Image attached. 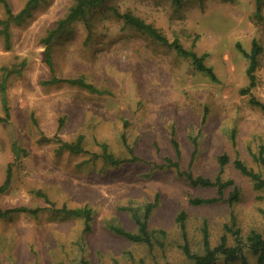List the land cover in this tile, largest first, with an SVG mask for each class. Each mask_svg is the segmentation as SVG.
Returning a JSON list of instances; mask_svg holds the SVG:
<instances>
[{
  "label": "rangeland",
  "instance_id": "obj_1",
  "mask_svg": "<svg viewBox=\"0 0 264 264\" xmlns=\"http://www.w3.org/2000/svg\"><path fill=\"white\" fill-rule=\"evenodd\" d=\"M6 1L17 13L28 0ZM74 2L39 0L20 21L8 19L0 2V185L11 175L0 206L37 209L0 217V264H194L181 249L182 210L194 252L202 250L203 224L212 246L223 234L235 244L232 223L244 243L250 231L264 230V188L255 189L233 163L239 158L264 177L257 159L264 109L250 102L264 103V0L259 10L257 0H106L53 34L49 65L45 39ZM110 7L204 54L217 79ZM253 39L261 46L255 82L242 93L249 58L237 43L249 52ZM80 77L96 90L63 81ZM80 135L81 151L61 148V140ZM103 144L118 163L104 158ZM188 172L234 184L221 200L193 205L190 198L219 193L191 183ZM234 187L238 198L229 203ZM149 203L148 229L164 231L152 249L109 229L116 223L135 232L127 207L142 216ZM62 206L89 207L90 229L83 218L53 209ZM242 252L257 264L246 244Z\"/></svg>",
  "mask_w": 264,
  "mask_h": 264
},
{
  "label": "trees",
  "instance_id": "obj_2",
  "mask_svg": "<svg viewBox=\"0 0 264 264\" xmlns=\"http://www.w3.org/2000/svg\"><path fill=\"white\" fill-rule=\"evenodd\" d=\"M39 0H28L24 7L21 8L17 13H14L11 8L8 5V2L6 0H0L5 6V10L7 13L8 19H14L16 21L22 20L25 15H27L29 9L31 6L35 5ZM177 5H179L182 0H173ZM260 2L261 0H257V7L256 10H259L260 8ZM106 0H75L74 4L70 7L68 13L65 17L60 19L58 21L57 26L50 31V33L46 37V52L47 57L46 61L50 65L51 59L48 53L49 50V41L52 38L53 34L63 28L66 24L76 20V19H82L86 18L87 13L95 8L101 7L105 5ZM115 13H117L118 16L123 18L126 23L134 26L135 28L142 30L154 38L160 40L161 42L167 43L174 47V49L177 51L178 54L190 57L194 66L200 70L205 72L210 78L213 80H216L217 77L213 71V68L209 65H207L204 62V54L198 55L195 51L186 49L182 46V44L179 43L177 39H173L171 42L168 41V39L152 24L145 22L141 17L126 11V12H118L114 7H110ZM238 48L243 51V53L249 58V65L247 67V74L250 80V84L246 88H242V93H247L250 91V87L254 85L255 82V76H254V70L257 66V56L259 52L261 51V46L257 43L255 39L252 40L251 50L249 52L244 51L240 44L237 43ZM62 80V79H54V81ZM63 81L74 83L78 85H82L84 87H87L89 90H96L95 87L89 83H86L85 80L80 78H69L64 79ZM5 88L2 86V92H4ZM4 98V96H3ZM4 100V99H3ZM250 102L257 105L258 107L264 109V103L256 99L254 96L250 97ZM61 123V121H60ZM59 123V127L60 124ZM82 135H80L76 141H62L61 140V148L67 149L70 151H81L83 146L81 144ZM122 139L125 140V137L122 135ZM176 144V142H174ZM102 147L104 148L103 156L107 160H109L112 164L118 163V160L113 157L111 152H108L106 149V145L103 144ZM219 162L221 164H225L228 162V157L226 154H222L218 157ZM257 159L264 165V147L262 146L260 148V152L258 154ZM168 164H172L170 160H167ZM236 168H238L243 174L249 176L253 181V186L255 189H263L264 188V177L261 175V173L255 171L253 168L248 167L243 160L236 158L233 161ZM176 164V163H174ZM187 179L197 185L202 186H210L214 185L218 189L219 195L216 197H193L189 199V202L193 205H201V204H208V203H214L217 202L220 199V195L223 191V188L229 185H233L232 180L222 181L219 177L216 178L215 181H211L209 178L202 177V176H196L194 177L190 172L186 173ZM10 172L7 171L6 178L4 182L0 185V191L5 190L9 183H10ZM238 198V191L236 187L229 193V196L227 197V201L229 203L236 201ZM153 207V204L149 203L145 205L144 212L142 216L138 213V210L133 207H127V210L130 211L131 217L133 221L136 224L137 230L135 232L130 231L126 228H124L122 225L116 224V223H110L109 229L122 236L123 238L132 241V242H144L147 244L149 249H152L154 247L153 239L155 234L158 232V236L160 237L164 235V231L162 230H149L147 225V219L150 214V211ZM53 209L56 212H61L66 215H71L74 217H81L84 219L85 222V230L90 229V221L92 219V212L91 209L87 206L77 207V208H67L65 206L56 208L53 207ZM36 208H27L24 206L19 207H11V208H2L0 206V217L7 216L8 214L12 212L17 211H30L35 212ZM185 211H180L178 215L176 216V221L181 229V235L183 236V243L181 245V249L183 253L194 263V264H216L217 259L220 256H223L224 258V264H232L235 260L239 259L241 264H249L248 259L243 254V246L246 244L247 248L251 251L252 254L256 256L257 264H264V230L257 231L252 230L249 232V234L246 237V243L242 241V236H240V231L238 228L233 229L234 224L228 225V230H232V234L234 235V241L235 244L230 245L227 243L226 236L223 234L220 238V241L215 244L211 245L209 240V233L207 229V225L203 224L201 228L202 232V250L199 252H194L190 248V244L187 241L186 238V228H185ZM160 234V235H159ZM161 238V237H160ZM158 244L163 245L162 241H158ZM79 264H87L85 259H81ZM141 264H144L141 261Z\"/></svg>",
  "mask_w": 264,
  "mask_h": 264
}]
</instances>
